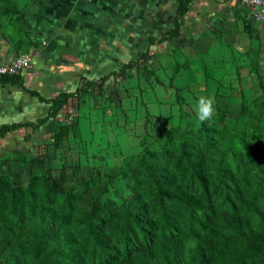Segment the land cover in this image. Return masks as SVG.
<instances>
[{"label":"rangeland","instance_id":"1","mask_svg":"<svg viewBox=\"0 0 264 264\" xmlns=\"http://www.w3.org/2000/svg\"><path fill=\"white\" fill-rule=\"evenodd\" d=\"M43 1L0 0V25H12L29 9L35 15L36 5L40 7ZM159 4L155 2V9H162ZM162 15L172 18L173 12L155 14L153 28L148 29L153 32L152 45L144 57L139 56L144 53L142 40L137 37L132 43L135 36L128 33L127 46L131 51L137 48L135 55L141 60L124 75L110 76L102 93L89 87L46 123L32 131L27 128L25 142L19 136H12L9 143L0 140L1 194L9 186L30 188L35 195L26 198V203L33 200L57 215L72 217L93 207L99 217L95 225H107L118 220L119 206L128 204L135 190L126 175L136 177L143 170L140 180L144 184L149 172L146 164L160 157L150 174L153 179L166 177L187 200H202L216 210L239 215L247 234L264 233L260 227L264 220L251 210L254 202L264 219V33H256L258 45L244 48L237 60L227 53L225 46L229 51L233 46L222 34L214 35L215 43L209 42L212 46L207 39L159 40L171 29L161 21ZM117 65L113 69L118 72ZM113 69L90 75L86 70L74 81L73 91L86 80L99 81L103 72ZM109 96L113 97L110 102ZM200 96L214 100L211 120L201 121L197 116ZM57 123L64 125L60 141L54 136ZM188 156L196 170L193 177L182 174L183 159ZM140 190L143 200L148 199L143 195L145 185ZM183 212L181 209L179 215ZM156 214L149 207L148 220H157ZM7 217L12 226L0 229V264H25L30 259L28 240L42 233L49 235L56 222L51 220L52 226L44 228L37 217L14 224L13 208ZM179 222L180 218L173 221L166 239L153 232L154 241L165 243L176 237L183 247H193L198 234ZM254 256L256 264H264V244L255 248ZM228 257L227 263L233 261L232 252ZM243 264L253 261L245 259Z\"/></svg>","mask_w":264,"mask_h":264},{"label":"trees","instance_id":"2","mask_svg":"<svg viewBox=\"0 0 264 264\" xmlns=\"http://www.w3.org/2000/svg\"><path fill=\"white\" fill-rule=\"evenodd\" d=\"M190 1L178 0L175 22L169 31L160 35L159 40L170 41L179 34L181 24L178 19L187 11ZM145 53H141L140 56L144 57ZM138 59L141 60L138 57L134 61L123 62L118 72L113 70L104 73L99 81H84L77 88V92H63L48 99L39 96L41 101L50 103L46 115L35 122L2 124L0 136L21 127L38 128L49 118L55 117L72 98L76 101L80 99L89 87H97L102 93L103 84L110 76L116 78L124 75L126 69L138 65ZM20 74L6 75L0 80L21 84ZM31 94L37 95L33 91ZM111 100L113 97L109 96L108 101ZM63 132L64 125H59V130L54 135L56 141L63 139ZM159 162L160 157H157L153 163L146 164L149 170L147 172L146 169L148 180L142 185L140 177L145 174L143 170H140L136 177L131 174L126 175L130 186L135 190L129 203L119 206L118 214H115V216L119 215L117 221L115 219L107 225L104 223L95 225L99 217L93 207L83 209L85 212L77 217L64 213L57 215L52 209L37 205L33 200L29 203L25 202L26 198L34 197L35 193L32 189L9 186L5 195L0 193V229L11 228L12 222L7 217L11 208L17 217L14 224H20L22 220L31 221L38 217L41 226L49 228L52 226L51 220H55L56 225L49 235L42 233L28 240L30 259L25 264H243L245 259H250L253 264H256L254 262L255 248L264 244V233L247 234L244 232V224L239 215L216 210L211 204L202 200H187L179 187L170 183L166 177L153 179L150 174ZM183 164L185 167L182 174L195 176L196 170L190 156L183 159ZM159 169L162 167L157 168ZM124 174L126 173L122 175ZM152 183L154 185L150 189L149 186ZM143 185H145L143 195L148 196L145 200L140 195ZM149 190L151 195H148ZM149 207L156 211L157 220H148ZM251 207L252 212L257 214L256 217L263 221L260 208L254 202L251 203ZM181 209L184 212L180 216ZM179 218V223H184L190 233L198 234L199 239L193 247H183L176 237L165 243L161 240L154 241L162 234L166 239V232L170 230L173 221H178ZM262 223L260 227L264 231V222ZM153 232L157 233V237L153 235ZM230 252L233 253V261L227 263Z\"/></svg>","mask_w":264,"mask_h":264},{"label":"crops","instance_id":"3","mask_svg":"<svg viewBox=\"0 0 264 264\" xmlns=\"http://www.w3.org/2000/svg\"><path fill=\"white\" fill-rule=\"evenodd\" d=\"M155 2L162 9H155ZM177 5L178 0H44L40 7L36 5L35 15L34 9H29L12 25L4 22L0 25V63L25 55L30 65L19 75L21 84L0 80V125L35 122L50 107L39 96L48 99L73 92L74 81L78 82L85 72L90 75L112 70L121 60L136 59L137 48L131 51L127 46L128 33L135 36L132 43L137 37L142 40L139 48L146 52L152 45L153 32L148 29L153 28L155 14L173 12L172 18L161 16L168 29L175 22ZM178 21L181 25L176 39H207L211 45L214 35L222 34L233 46L232 51L225 46L227 53L237 60L242 58L244 48L258 45L256 33H264V23L254 21L238 0H191ZM239 37L244 41H236ZM240 44L243 48L237 47ZM27 128L34 130L21 127L0 136V140L9 143L12 136H19L25 142Z\"/></svg>","mask_w":264,"mask_h":264},{"label":"built area","instance_id":"4","mask_svg":"<svg viewBox=\"0 0 264 264\" xmlns=\"http://www.w3.org/2000/svg\"><path fill=\"white\" fill-rule=\"evenodd\" d=\"M91 2L92 0H80ZM239 3L250 13L256 22H264V0H238ZM30 65V58L25 55H17L10 61L0 63V79L6 75L22 73Z\"/></svg>","mask_w":264,"mask_h":264},{"label":"clouds","instance_id":"5","mask_svg":"<svg viewBox=\"0 0 264 264\" xmlns=\"http://www.w3.org/2000/svg\"><path fill=\"white\" fill-rule=\"evenodd\" d=\"M215 111L214 100L210 96H200L197 103V116L201 121L211 120Z\"/></svg>","mask_w":264,"mask_h":264}]
</instances>
